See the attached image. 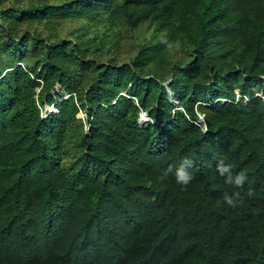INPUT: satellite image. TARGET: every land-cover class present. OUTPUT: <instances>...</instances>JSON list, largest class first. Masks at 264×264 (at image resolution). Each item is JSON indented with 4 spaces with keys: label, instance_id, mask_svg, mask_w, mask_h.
Returning a JSON list of instances; mask_svg holds the SVG:
<instances>
[{
    "label": "trees",
    "instance_id": "1",
    "mask_svg": "<svg viewBox=\"0 0 264 264\" xmlns=\"http://www.w3.org/2000/svg\"><path fill=\"white\" fill-rule=\"evenodd\" d=\"M10 1L0 264H264V0Z\"/></svg>",
    "mask_w": 264,
    "mask_h": 264
},
{
    "label": "clouds",
    "instance_id": "2",
    "mask_svg": "<svg viewBox=\"0 0 264 264\" xmlns=\"http://www.w3.org/2000/svg\"><path fill=\"white\" fill-rule=\"evenodd\" d=\"M160 42L164 44L167 48L173 50H181L182 49V41L177 38L174 40H170L169 37L165 35H161L159 37ZM178 108V107H177ZM203 117H201L200 121L203 122ZM193 160L185 157L181 160L180 164L174 169V178L175 182L181 186V188H186L189 183L193 179V173L190 171L193 166ZM234 164L231 162H224L220 160L216 164L217 173L224 178V182L226 184H230L235 186V190L232 192H224L222 196V201L229 207L236 208L238 207L244 200V195L241 192V188L243 187L245 181L247 180V174L243 170L233 171ZM173 171L172 166L169 165L159 176L158 180L163 181L167 178L168 173ZM220 201H218L219 203Z\"/></svg>",
    "mask_w": 264,
    "mask_h": 264
},
{
    "label": "rangeland",
    "instance_id": "3",
    "mask_svg": "<svg viewBox=\"0 0 264 264\" xmlns=\"http://www.w3.org/2000/svg\"><path fill=\"white\" fill-rule=\"evenodd\" d=\"M17 2H18L17 0H13L12 3H11V1H10V2H7L5 5L8 6V5H12V4H17ZM68 25H69V24H67V26H68ZM57 91L63 93L62 89H60V88H57ZM171 102L174 103V101H172V100H171ZM46 109H47L48 111H53V110H54V109H52L51 107H47ZM85 116H86V115H85L84 112H79V113H78V118L85 119ZM201 117H202V116H200V119H201ZM142 122L144 123V122H147V121H145V120L142 119ZM84 125H85V123L83 124V126H84ZM86 127H87V126H85V128H86Z\"/></svg>",
    "mask_w": 264,
    "mask_h": 264
},
{
    "label": "water",
    "instance_id": "4",
    "mask_svg": "<svg viewBox=\"0 0 264 264\" xmlns=\"http://www.w3.org/2000/svg\"><path fill=\"white\" fill-rule=\"evenodd\" d=\"M175 107H178V104L176 103V102H174V103H172ZM179 108V107H178ZM142 119L143 120H145V121H148L149 120V117H148V115H146V114H141V116H140V120H139V122L140 123H143L142 122ZM203 119V118H202Z\"/></svg>",
    "mask_w": 264,
    "mask_h": 264
},
{
    "label": "built area",
    "instance_id": "5",
    "mask_svg": "<svg viewBox=\"0 0 264 264\" xmlns=\"http://www.w3.org/2000/svg\"><path fill=\"white\" fill-rule=\"evenodd\" d=\"M245 100L247 101L248 99L245 98ZM225 101H226V100H222V102H225ZM201 126L205 129V125H204V124H202Z\"/></svg>",
    "mask_w": 264,
    "mask_h": 264
}]
</instances>
